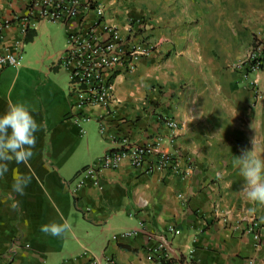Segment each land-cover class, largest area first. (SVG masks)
Segmentation results:
<instances>
[{"label": "crops", "instance_id": "1", "mask_svg": "<svg viewBox=\"0 0 264 264\" xmlns=\"http://www.w3.org/2000/svg\"><path fill=\"white\" fill-rule=\"evenodd\" d=\"M97 1L105 6L106 25L124 32L134 27L162 45L116 78L118 103L92 156L85 127H98L103 110L85 108L89 121L74 123L69 84L68 94L58 84L63 51L45 66L48 84H26V93L19 81L24 64L0 71V115L21 102L41 126L32 157L7 162L0 175V264H91L103 255L118 264H155L146 257L148 234L164 235L170 225L180 230L170 237L172 250L188 264H264V238L257 244L248 231L254 219L264 223V206L246 199L233 165L254 145L264 158V67L248 76L243 64L255 40L264 43V0ZM12 13L25 15L21 0H0V20ZM78 24L60 26L67 36ZM45 25L34 30L37 37ZM21 27L5 31L6 48L18 40L26 44L30 32L23 35ZM164 115L179 125L177 148L182 165L191 168L185 179L122 163L102 170L76 196L69 193L65 184L120 140L144 144L166 136ZM18 176L31 181L23 195L12 188ZM61 217L71 225L61 237L42 230ZM125 233L135 235L123 238Z\"/></svg>", "mask_w": 264, "mask_h": 264}, {"label": "built area", "instance_id": "2", "mask_svg": "<svg viewBox=\"0 0 264 264\" xmlns=\"http://www.w3.org/2000/svg\"><path fill=\"white\" fill-rule=\"evenodd\" d=\"M9 1V0H7ZM25 15L19 17L12 13L8 19L0 20V71L7 68L19 69L23 65L25 42H14L13 48L5 46V31L21 24V32L37 29L40 23L68 25L78 21L77 29H70L67 35V48L58 58L57 65L68 73L69 93L74 100L73 121L76 125L89 121L83 114L85 108H100L103 114L98 119L99 134L105 137L108 132L107 118L115 110L118 100L115 95V81L122 73L134 71L141 61L151 59L160 49L162 42L147 32L134 27L126 32L105 23V6L97 0H21ZM247 75L255 74L264 67V43L256 39L248 59L243 63ZM257 91V83L253 84ZM160 121L167 127L166 136H156L150 142L133 143L129 139L118 142V148L108 150L94 165L83 168L65 187L76 196L89 181H96L102 170H115L122 163L148 173L162 172L185 179L191 172L184 167L180 151L177 148L179 125L169 116ZM182 198V196H181ZM141 228H145L141 225ZM257 244L264 238V223L254 219L248 226ZM180 230L170 225L164 235L148 234L147 260L155 264H188V261L174 254L170 237ZM135 233H125L122 237H131ZM114 241L119 237L114 236ZM91 264H118L110 257H92ZM249 264H257L250 260Z\"/></svg>", "mask_w": 264, "mask_h": 264}, {"label": "clouds", "instance_id": "3", "mask_svg": "<svg viewBox=\"0 0 264 264\" xmlns=\"http://www.w3.org/2000/svg\"><path fill=\"white\" fill-rule=\"evenodd\" d=\"M40 128L30 108L21 102L10 104L8 110L0 115V175L7 172V162L22 163L32 157L36 133ZM233 165L243 178L246 199L257 207L264 206V158L257 155L255 145L252 151L239 158L234 157ZM216 175L218 179L221 177L219 172ZM30 182L29 177L18 176L13 183V191L23 195ZM255 210L252 208L249 212ZM61 220L60 223L46 224L42 230L53 237H61L71 228L66 219L61 217Z\"/></svg>", "mask_w": 264, "mask_h": 264}, {"label": "rangeland", "instance_id": "4", "mask_svg": "<svg viewBox=\"0 0 264 264\" xmlns=\"http://www.w3.org/2000/svg\"><path fill=\"white\" fill-rule=\"evenodd\" d=\"M67 48V36L64 31V29L59 25L55 23H46L45 27L38 29V37L35 39L34 42L26 43L25 49H24V59L23 64L25 65L24 68H22V74L20 77V85L17 86L15 91L12 93V96L16 94L18 91L23 89V92L26 93V89L24 86L26 84L32 86L35 84H40L42 82H45L48 84V78L46 76L47 71L46 65L51 66V62L49 63V58L52 55H55L59 51L62 52ZM63 73H61V76L59 77V86L60 87H66V91L68 94V73L65 69L60 68ZM42 72V73H41ZM55 80L52 78V82ZM44 83V84H45ZM51 84V82H50ZM65 92V91H64ZM91 125V126H90ZM88 126V129L85 127V129L88 131V137L91 139V156L95 155L99 152V142L98 137L101 138V135L99 134L98 127H95L93 124H90ZM95 134L96 137L92 136Z\"/></svg>", "mask_w": 264, "mask_h": 264}, {"label": "trees", "instance_id": "5", "mask_svg": "<svg viewBox=\"0 0 264 264\" xmlns=\"http://www.w3.org/2000/svg\"><path fill=\"white\" fill-rule=\"evenodd\" d=\"M37 37V32L36 31H30L26 38V43H31L33 42L34 38Z\"/></svg>", "mask_w": 264, "mask_h": 264}]
</instances>
